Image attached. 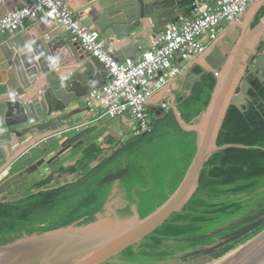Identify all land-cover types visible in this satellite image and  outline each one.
I'll return each instance as SVG.
<instances>
[{
    "label": "water",
    "instance_id": "1",
    "mask_svg": "<svg viewBox=\"0 0 264 264\" xmlns=\"http://www.w3.org/2000/svg\"><path fill=\"white\" fill-rule=\"evenodd\" d=\"M28 1L1 3L0 17ZM101 4L100 8L94 4L87 6L90 18L76 15L84 24L95 25L119 61L135 57L144 48L141 40L144 36L164 30L169 22L186 14V11L179 13L184 7L183 0H115L105 4L101 1ZM263 5L264 0H261L250 13L244 14L246 19L243 16L221 34V40H218L220 35L213 41L206 55L207 48L199 55L204 56L207 63L199 66L200 73L189 68L184 70L183 99L190 97L195 84L206 73H213L217 79L208 106L199 116L187 122L172 93V111L180 127L196 132L197 139L192 161L180 184L164 203L142 218L137 204L130 201L123 181L117 180L103 208L92 218L23 234L0 244V264H107L127 248L139 247L173 214L182 210L197 190L205 163L214 153L230 148L264 150L259 146L217 143L230 106L245 112L254 101L251 92L257 91L258 83L264 85V41L262 48L255 50L264 37V15L252 27ZM75 9L77 13L83 11ZM37 22L51 21L39 19ZM32 29L39 34L38 28ZM31 32L29 29L13 34L0 46L3 53L0 70H7L9 75V80L4 82L0 75V177L14 170L15 163L39 141L63 137L61 148L54 156L37 160L14 177L31 175L43 165L53 163L70 148L82 145L84 138L99 128L94 124L78 130L77 127L86 122L75 118L83 109L69 111V108L105 83L107 71L102 62L84 51L79 42L67 37L60 26L46 29L40 35ZM232 34L235 37L230 41L228 37ZM254 55L253 64L249 66ZM152 110L157 114L163 112V108L156 105ZM36 137L38 140L33 142ZM117 191L122 195V204L115 205ZM225 242H217L214 248H207L208 252L164 264H264V228L244 239Z\"/></svg>",
    "mask_w": 264,
    "mask_h": 264
},
{
    "label": "trees",
    "instance_id": "2",
    "mask_svg": "<svg viewBox=\"0 0 264 264\" xmlns=\"http://www.w3.org/2000/svg\"><path fill=\"white\" fill-rule=\"evenodd\" d=\"M192 1L183 0L188 12ZM195 71L200 73V67ZM216 82L213 73H206L190 97L178 99V110L187 122L206 109ZM256 90L251 92L255 100L245 112L230 106L218 145L237 143L264 148V86L257 85ZM196 139V132L180 127L172 109L160 114L152 111L150 131L131 135L123 143L110 138V155L96 143L91 144L78 165L61 170L78 173L74 181L17 200L0 201V244L23 234L92 218L103 208L117 179L123 181L140 216L146 217L180 184L196 152ZM51 179L39 182L37 188L48 185ZM262 228L264 150L230 148L214 153L205 163L199 186L182 210L149 235L137 250L134 246L124 250L120 259L154 264L175 258L178 252H183L185 258L208 252L207 246L221 240L228 243L244 239Z\"/></svg>",
    "mask_w": 264,
    "mask_h": 264
},
{
    "label": "built area",
    "instance_id": "3",
    "mask_svg": "<svg viewBox=\"0 0 264 264\" xmlns=\"http://www.w3.org/2000/svg\"><path fill=\"white\" fill-rule=\"evenodd\" d=\"M5 1L0 0V4ZM255 1L193 0L188 13L151 35L149 49L126 61H119L100 31L84 24L64 0H30L12 9L0 17V34H15L26 20L54 21L84 51L97 57L107 71L105 83L84 97L85 107L102 109L94 120L129 115L134 121L132 134L140 135L152 129L150 98L182 72L176 60L190 62L197 58L208 43L239 22ZM161 107L168 112L171 102L166 100Z\"/></svg>",
    "mask_w": 264,
    "mask_h": 264
},
{
    "label": "crops",
    "instance_id": "4",
    "mask_svg": "<svg viewBox=\"0 0 264 264\" xmlns=\"http://www.w3.org/2000/svg\"><path fill=\"white\" fill-rule=\"evenodd\" d=\"M30 1V0H29ZM65 2H67L69 4V6L74 9L75 13L77 15H84L86 18H90L88 16L89 12L86 11L89 8H87V6H89L90 4H94V6H97L98 8L101 7V1L105 3L107 2H113L115 0H64ZM261 2V0H257L252 6H250L249 10L247 13H250L252 10V7H256L258 6V3ZM21 6V5H20ZM19 7V6H18ZM78 8L79 10L83 9V11H79V13L76 12L75 8ZM188 7L184 6L179 13H181V11H186V13H188ZM264 10V5L260 8V10L258 11V13L255 15V18L252 22V27H254V23L256 22L257 19H260L264 14H262ZM246 15L243 17L246 19ZM93 20V19H90ZM51 21V20H48ZM47 24L44 23H38L37 21H32V20H26L22 26L20 27V29L18 30V32H16L15 34L19 33V32H24L26 30L31 29V33L34 35H40L42 34L46 29H52L56 24L54 22H46ZM95 25L93 24V27ZM36 27V29H39V34L37 33V31L33 30L32 28ZM37 33V34H36ZM155 33H149L147 36H144L141 40L142 43L144 45V48L141 49L135 56H139L143 51L149 49L151 47V35ZM28 34V33H27ZM223 35V34H222ZM222 35L220 37H222ZM264 35V34H263ZM262 35V36H263ZM11 37L10 34H0V46L2 44L5 43V41ZM67 37L70 38L69 33L67 32ZM219 37V38H220ZM213 42L208 43L207 45V51L204 53V55H206L209 50H210V46ZM2 55L3 53L0 51V67H1V61H2ZM204 56H199L198 58L190 61V62H183L181 61L179 58L176 60V63H178L181 68H182V72L181 74L171 80L170 82H168V84L163 87L162 89H160L158 92H156L151 98H150V106L151 108L156 106H161L162 103H164L166 100H169L172 103L173 100V95L172 93H174L176 95L177 100L181 97V90L183 88V85L185 83V78L182 76V74L184 73V70L186 68H189L190 71H195L194 68L196 69L199 66H204V64L207 65V63L204 61V58H202ZM0 75L2 77L3 82L9 80V75H8V71L7 70H0ZM37 79V77H36ZM18 84L20 85V81L18 80ZM84 98L81 99V101H77L75 103H73L70 108L69 111L78 109V108H82L83 112L81 114H79L78 116H76L75 118H78V120H85V121H89V120H93V122L90 123L89 126L97 124L99 125V128L91 135L86 136L84 138V143L76 148H70L69 150H67L66 152H64L56 161H54L51 164H45L43 165L37 172L31 174L30 176H28L27 180L29 181V184H31V181H33L32 185H34L31 189V193L33 192H37L39 190L45 189V188H49V187H58L61 185H64L65 183L68 182H72L70 181V179H72L73 177L78 176L72 173H62L61 170L63 168H68L69 166L74 165L78 160L81 159L83 152L85 151L86 148H88L89 146H91V144L96 143L97 145H99L105 153L110 152L112 150V147L108 144L110 141V138H116L117 140H119L120 138H123L122 140H124L125 138H128L129 136L133 135L132 133H130L132 127H133V120L131 119V117L129 115H125V116H120V117H116V118H108V117H103L100 118L98 120H94L95 117H97L96 115H98V112H102V109L99 106H92L91 108H87L85 107V103H84ZM171 109H172V104H171ZM154 112V111H153ZM31 135H29L30 138ZM39 137L34 138L33 142L37 141ZM63 139V137L61 138H49V139H45L42 141H39L35 144V146L30 150L29 153L25 154L19 161H17L15 163V165L13 167L16 166V168L14 169V171H16L17 173L20 172L21 170H23L24 168H26L27 166H29L30 164L36 162L37 160L41 159V158H45L46 160L51 158L52 156H54L59 150H60V141ZM121 140V139H120ZM52 178L50 183L44 187L41 188H37V184L41 181H45L47 178ZM77 178V177H76ZM68 180L67 182H60L63 180ZM36 182V183H35ZM52 183H55L56 185H51Z\"/></svg>",
    "mask_w": 264,
    "mask_h": 264
},
{
    "label": "flooded vegetation",
    "instance_id": "5",
    "mask_svg": "<svg viewBox=\"0 0 264 264\" xmlns=\"http://www.w3.org/2000/svg\"><path fill=\"white\" fill-rule=\"evenodd\" d=\"M258 21H259V19H258ZM256 24H254V26H255ZM235 37V35L234 34H232V37H228V39L230 40V41H233V38ZM221 40L222 39V37H220V38H218V40ZM264 41V37H263V39H261L260 40V42H259V44L257 45V47H256V49L255 50H260L261 48H262V46H263V42ZM206 51V50H205ZM256 55V54H255ZM255 55H254V57H253V59L251 60V62H250V64H249V66L250 65H252L253 64V60H254V58H255ZM194 70H195V68H194ZM194 72H196V71H194ZM196 73H198V72H196ZM251 77H253V76H251ZM254 77H255V75H254ZM257 85H260V86H264L263 84H260V83H258ZM252 95V94H251ZM252 97H253V95H252ZM254 98V97H253ZM255 100V99H254ZM254 101H252L251 103H253ZM251 103H249V105L251 104ZM249 105L247 106V107H249ZM110 152H112V151H110ZM109 152V153H110ZM108 153V154H109ZM83 156V155H82ZM82 158V157H81ZM101 158V157H100ZM99 158V159H100ZM81 160V159H80ZM80 160H78L74 165H72V166H75V165H78L79 164V162H80ZM98 161L99 160H97V161H94L92 164H97L98 163ZM95 164V165H96ZM69 167H71V166H69ZM17 172L16 171H14V170H8V171H6L1 177H0V201H10V200H17L18 198H14L13 196H15V195H17V194H20L21 192H24V190L26 189V188H28L29 186H30V184H29V182H28V180H27V177L24 175V176H22L21 178H17V177H14V175L16 174ZM73 174H75V175H77L76 173H73ZM41 182V181H40ZM11 197H12V199H11ZM216 244V243H215ZM214 244V245H215ZM211 246H213V245H211ZM211 246H207L206 248H209V247H211ZM139 247H137V248H134V249H138ZM205 249V248H204ZM183 252L181 253V252H178V254L176 255V257L175 258H169V259H166V260H161V261H156L154 264H164L165 262H167V261H169V260H173V259H177V258H182V256H183ZM115 263V264H135V263H130V262H128V261H124V260H122V259H120V256L118 257V258H115V259H113V260H111V261H109L107 264H110V263Z\"/></svg>",
    "mask_w": 264,
    "mask_h": 264
},
{
    "label": "rangeland",
    "instance_id": "6",
    "mask_svg": "<svg viewBox=\"0 0 264 264\" xmlns=\"http://www.w3.org/2000/svg\"><path fill=\"white\" fill-rule=\"evenodd\" d=\"M133 124H134V122H133ZM130 133H132V129H131V131H130ZM130 137V136H129ZM128 137V138H129ZM128 138H125L124 140H122L123 138H120L119 139V141L121 142V143H123L125 140H127ZM96 164V163H95ZM95 164H92V166H94ZM27 178H28V176H30V175H25ZM76 177H78V176H76ZM76 177H73L72 179H70V181H74L75 179H76ZM118 181L120 180V179H117ZM116 180V181H117ZM68 180L66 179V180H63V181H60L61 183L62 182H67ZM29 182V181H28ZM32 183H33V181H31V184H30V186L28 187V188H26L25 190H24V192H21L20 194H17V195H15V196H13L15 199L16 198H18V199H20V198H23L24 196H26L27 194H29V193H31V189H32V187L34 186V185H32ZM36 183V182H35ZM34 184V183H33ZM52 186L53 185H56L55 183H52L51 184ZM11 199H12V197H11ZM116 199H120L121 201H122V195H121V193L119 192V191H117L116 192Z\"/></svg>",
    "mask_w": 264,
    "mask_h": 264
},
{
    "label": "bare ground",
    "instance_id": "7",
    "mask_svg": "<svg viewBox=\"0 0 264 264\" xmlns=\"http://www.w3.org/2000/svg\"><path fill=\"white\" fill-rule=\"evenodd\" d=\"M52 21V20H51ZM55 23V22H54ZM56 24V23H55ZM57 25V24H56ZM58 26V25H57ZM118 204H122V201L119 199H116L115 200V205H118Z\"/></svg>",
    "mask_w": 264,
    "mask_h": 264
}]
</instances>
